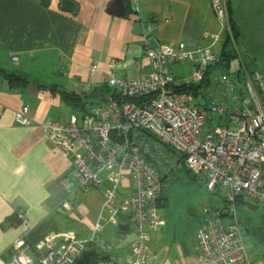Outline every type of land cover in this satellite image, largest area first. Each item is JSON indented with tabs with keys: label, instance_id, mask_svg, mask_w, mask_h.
<instances>
[{
	"label": "built area",
	"instance_id": "1",
	"mask_svg": "<svg viewBox=\"0 0 264 264\" xmlns=\"http://www.w3.org/2000/svg\"><path fill=\"white\" fill-rule=\"evenodd\" d=\"M211 1L218 30L204 34L208 45L189 47L177 42L149 48V68L136 79L107 73V83L118 90L120 99L93 102L81 116L73 113L65 120L42 123L51 143L72 159L60 186L73 195L105 184L101 211L89 238L66 232L54 244L47 237L37 246L45 253L34 258L22 235L14 243L13 256L0 259V264H74L89 243L113 252L103 229L126 224L134 233L132 253L96 264H147L152 234L163 224L158 200L170 179L169 169L166 178L159 171L163 162L172 169L184 164L204 179L209 192L223 191L228 200V207L202 210L196 234L199 263L250 264L251 247L236 198L243 196L264 207V72L217 73L200 98L172 89L203 81L209 67L220 62L225 39H233L228 1ZM18 60L13 56V62ZM177 63H189L190 73L176 77L172 66ZM91 69L96 71L97 65ZM15 122L33 124L29 104L15 112ZM163 146L173 149L171 158ZM142 151L151 153L158 167ZM180 159L183 162L177 165ZM17 214L26 222L22 212Z\"/></svg>",
	"mask_w": 264,
	"mask_h": 264
},
{
	"label": "crops",
	"instance_id": "2",
	"mask_svg": "<svg viewBox=\"0 0 264 264\" xmlns=\"http://www.w3.org/2000/svg\"><path fill=\"white\" fill-rule=\"evenodd\" d=\"M74 1L79 4L75 16L59 9L60 0H48L46 6L41 0H0V68L29 82L12 88L0 75V259L13 256L14 243L22 235L32 244L29 253L34 258L45 253L37 246L47 237L54 244L66 232L87 239L101 211L105 184L73 195L60 186L72 159L51 143L42 123L65 120L74 113L61 92L89 94L108 84L110 71L136 79L149 68V48L177 42L206 46L204 34L218 30L211 0H122L121 13L112 5L115 0ZM228 3L244 47L255 46L263 54L264 0ZM13 56L19 60L13 62ZM191 68L189 63H177L172 71L182 77ZM24 104L31 108L30 126L15 122V112ZM247 206L252 211L258 208L251 201ZM18 211L26 222L16 226L11 223ZM161 217L163 224L149 242L147 264H200L196 234L202 213L195 217L192 235L186 230L179 233L172 216ZM130 228L123 234L118 225H109L102 234L119 257L131 249ZM247 242L250 264H264V247L251 238Z\"/></svg>",
	"mask_w": 264,
	"mask_h": 264
},
{
	"label": "rangeland",
	"instance_id": "3",
	"mask_svg": "<svg viewBox=\"0 0 264 264\" xmlns=\"http://www.w3.org/2000/svg\"><path fill=\"white\" fill-rule=\"evenodd\" d=\"M237 32V36H235V31H233V39H230V46L233 48L234 52H236V57L231 62L230 74L243 75L245 74L244 69L248 72H250L251 69L264 71V52L262 54V51L256 50L255 46H250V49L246 48V46L244 47L241 41L242 30L238 28ZM219 63L221 64V60ZM220 64L218 66H220ZM222 69L223 67L218 71H222ZM170 169L172 168H169V170ZM189 171L187 167L183 170H175L172 175L169 176L170 179L165 181L163 197L166 198L168 204L166 207L160 208L159 213L160 215L167 214L172 216L174 218L173 224L176 225L179 233H183L186 230L188 234L191 233L192 235L195 227V217H198L202 213L204 207L209 206L212 208L213 206L219 205L223 191L219 192V194L209 192L206 189L204 179L199 175L193 177V172L191 173L190 171L189 173ZM255 205L258 208L253 211L250 210L247 205L241 208L239 211L240 216H242V218H240L241 226L247 240L251 238L253 242L254 239L257 245L263 246L262 242L264 238L262 235H264V231L261 233L260 230H262L264 225V207L257 204ZM248 215L252 219V228L246 221V216ZM247 227L250 229L249 231ZM105 229L103 230L106 231Z\"/></svg>",
	"mask_w": 264,
	"mask_h": 264
},
{
	"label": "trees",
	"instance_id": "4",
	"mask_svg": "<svg viewBox=\"0 0 264 264\" xmlns=\"http://www.w3.org/2000/svg\"><path fill=\"white\" fill-rule=\"evenodd\" d=\"M59 9L63 12H68V13L75 16V15H77L78 10H79V4L74 0H60ZM229 12H230V18H231V23H232V29H233V31H235V36H237L238 27L236 26V24L234 23V21L232 19V14H231L232 12H231L230 6H229ZM230 41L231 40L229 38H226L224 43H223V47L220 51L221 64L218 63L217 65H213V66L209 67V69L206 72L205 79L203 81H201L200 83H197V84L196 83L182 84L180 86L172 87V89H174L175 92L191 93L192 95L195 96V98H200L201 93L205 92L208 88H210L212 86L213 76L215 74H217L219 72L220 73H227V74L231 73V62L236 57V52H234L233 48L230 46ZM219 64H220V66H218ZM222 67H223L222 71H218ZM0 75L9 82V85L12 88L25 87L29 83L27 78L20 76L14 72H8L7 70L2 69V68H0ZM61 97H62V100L66 104H68L72 107L74 113L81 116L87 112V109H88L87 105L89 103H92L95 100L99 101V102H104V101L108 100V98H112V97L120 99V94H119L118 90L110 87L108 84H105L101 88L93 90L89 94H85V93L79 94L76 92H61ZM127 99L129 101L138 102V99H136V98H127ZM152 141H154V140H152ZM163 147H162V149L166 152L165 154L171 158L172 157L171 152L173 149L170 147H167V146H163ZM142 152L144 153V156L148 162L154 163V165L156 167H158V162L155 160V158L151 157V153H147L145 151H142ZM180 162H183V160H181V159L178 160L177 165H179ZM168 166H169L168 163L163 162L162 164H160V167H159L160 168L159 171H161L164 174L165 178L167 177V174L165 173V171L167 169H169ZM183 169H185L184 164H182V166L179 167L178 169H176V167H175V169H170L169 175H172V173L175 170H183ZM189 173H190V171H189ZM192 174L194 175L193 177L197 176V174H195V173H192ZM219 192H220V190H217L214 193L219 194ZM247 203H248V201L243 196H239L236 198V206L238 209V214H239V211L241 210L242 207H244V206L246 207ZM167 204L168 203H167L166 198L163 197V194H161L159 197V200H158L159 207L160 208L166 207ZM213 207L214 208L228 207V200H227L226 196L222 195L220 198V204L217 206H213ZM13 216L17 220L15 222L13 221L11 224H14L16 226L19 225L21 223L20 221H22V220L18 217L17 212ZM239 217L242 218V216H240V214H239ZM246 217H247L246 218L247 223H249L250 227L252 228L251 217L249 215ZM22 222H24V221H22ZM248 227H247V229L249 231L250 229ZM130 229L133 231L132 228H130ZM257 231H259V230H257ZM263 231H264V225L262 227V230H260V232L262 233ZM118 232L123 233V234L127 233L126 231L121 230L120 228H119ZM262 236L264 238V235H262ZM25 239H26L27 244L29 245V250H31L33 248L32 244L29 242V240H27V238H25ZM105 240L108 242L107 239H105ZM263 242H262V245L264 247ZM108 244L111 245L109 242H108ZM111 246L113 248V252L112 251L111 252H103L94 243H89V244H87V248L85 249V251L75 261L74 264H96V263L101 262V261L111 260L113 257H115L116 260L117 259L120 260V259H123L127 255L132 253V245H131V249H130L129 253L127 255H124L123 257H119L116 253L114 246L113 245H111ZM124 264H128V263L124 262Z\"/></svg>",
	"mask_w": 264,
	"mask_h": 264
},
{
	"label": "water",
	"instance_id": "5",
	"mask_svg": "<svg viewBox=\"0 0 264 264\" xmlns=\"http://www.w3.org/2000/svg\"><path fill=\"white\" fill-rule=\"evenodd\" d=\"M41 3L46 6L48 4V0H41ZM112 5H116L119 8L118 12H122L124 7L122 0H115ZM119 228L124 231L129 230L128 225H120Z\"/></svg>",
	"mask_w": 264,
	"mask_h": 264
}]
</instances>
